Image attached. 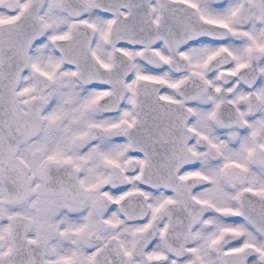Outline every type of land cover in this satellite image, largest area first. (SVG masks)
<instances>
[{
	"label": "snow or ice",
	"instance_id": "obj_1",
	"mask_svg": "<svg viewBox=\"0 0 264 264\" xmlns=\"http://www.w3.org/2000/svg\"><path fill=\"white\" fill-rule=\"evenodd\" d=\"M0 264H264V0H0Z\"/></svg>",
	"mask_w": 264,
	"mask_h": 264
}]
</instances>
